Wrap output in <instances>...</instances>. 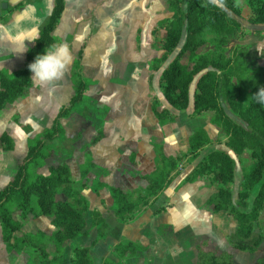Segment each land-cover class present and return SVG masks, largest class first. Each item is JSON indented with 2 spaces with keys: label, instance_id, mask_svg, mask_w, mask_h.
Instances as JSON below:
<instances>
[{
  "label": "trees",
  "instance_id": "16d2710c",
  "mask_svg": "<svg viewBox=\"0 0 264 264\" xmlns=\"http://www.w3.org/2000/svg\"><path fill=\"white\" fill-rule=\"evenodd\" d=\"M36 1L42 0H21L13 8ZM240 1L227 0V11H222L208 4L207 0H167L171 15L159 20L153 30L154 33L159 30L164 32L160 40L162 54L154 58L151 65L153 71H160L159 82L166 104L155 97L151 110L161 125L174 123L176 111L192 108L193 116L212 111L210 123L219 129V138L226 148L206 151L216 140L205 129H199L189 136L186 151L171 154L166 153L163 146L154 145L157 148L156 166L151 172L139 174L132 171L130 174L127 171L129 176L140 178L139 191L124 184L99 181L96 188L93 187L95 193H99L98 188L107 189L112 199L111 210L121 224L137 221L181 174L180 168L198 160L184 183L209 178L216 190L205 207L214 213L225 211L236 221V230L231 237L233 248L251 252L259 249L263 233L256 231V226H260L264 211V105L255 102L251 96L264 87V68L252 67L247 62L250 45H231L232 41L244 39L248 34L239 19L242 13ZM242 1L250 9L249 24L264 25V0ZM13 8L3 11L0 20L7 21ZM65 8L66 0H54L51 13L40 25L21 68H0V115L26 95L33 85L28 65L38 54L44 53L47 45L59 43L55 30ZM205 45L211 48L200 52ZM83 56L84 46L72 65L73 93L69 101L62 105L51 124L29 141L26 154L19 160L14 175L0 187L1 240L9 252L33 246L38 251L37 264H61L64 244L80 235H90L93 229L96 235L91 245L74 247L70 261L71 264H95L92 250L108 235L109 224L100 209H93L88 218L91 202L76 187L70 164L63 162L47 166L46 162L57 151L54 146L57 138L70 145L68 151L73 155L76 149L83 146L81 129L86 126H81L84 125L82 118L74 116L73 112L76 105L84 101L89 88V80L83 73ZM186 56L188 61L184 62ZM71 115L79 124L75 134H69L63 124ZM103 138V133H100L92 143ZM50 142L52 144L45 151ZM0 144L6 151L15 149L16 141L9 130L0 134ZM90 146L85 145L87 153L80 158V177L84 180L96 165ZM240 157L246 158L251 165L243 172L235 200L231 185L235 181L236 158ZM131 163L132 167L137 166L135 156L131 158ZM127 167L131 168L124 165L123 169ZM15 196L18 198L16 208L11 209L7 204ZM165 210L163 204L155 213ZM40 216L52 218L51 241L56 246L53 255L45 244L36 245L32 231L24 230L30 218ZM195 248V264H236L232 251L209 247L208 240L204 238L197 239ZM150 251V245L134 240L118 242L112 247L118 260L104 257L102 264H126L125 259Z\"/></svg>",
  "mask_w": 264,
  "mask_h": 264
},
{
  "label": "rangeland",
  "instance_id": "374dc122",
  "mask_svg": "<svg viewBox=\"0 0 264 264\" xmlns=\"http://www.w3.org/2000/svg\"><path fill=\"white\" fill-rule=\"evenodd\" d=\"M146 2L147 4L151 3V0H146ZM240 2L242 3V13L239 19L246 26L248 34L244 39L232 41L231 45L233 46L239 43L250 45V52L247 57V62L252 67L264 68V56L260 55V53L256 49L258 46L264 47V25H250L247 20L250 14V9L247 6L246 2H243L242 0ZM39 3L40 2L36 1L30 4L38 6ZM28 5L18 6L15 8H13L15 6L13 5L11 7L13 9L7 16V20L13 19L19 14L20 16H23L25 10L27 11L28 16L31 15L34 9L33 7H27ZM36 8L37 12H42V9L38 7ZM152 8H154V10L157 12L159 20H161V18L163 17L165 18V16H167V13L170 12L168 9L167 0H160V2L156 3ZM146 17L147 16L145 15V19ZM148 23H151V21H148ZM144 27L145 25L142 28ZM154 28L155 25L149 30L148 34L151 38L152 49L144 50L147 51V53L145 54L147 56L150 55L151 57H153L154 55L160 56L162 54V51L160 50V40L164 35V32L162 30L154 33ZM145 30L147 31V28H145ZM210 48V45H205L201 47L200 52H206ZM16 55H18V51ZM152 59L151 63H149L150 68L152 65ZM187 61L188 58L186 56L184 62ZM18 62H16L14 66H17ZM85 77L87 76L85 75ZM87 79L89 80V88L87 91L89 92V90L92 88V93H90V95L92 96L95 92H97V90H95L93 86L95 82L94 80L92 81L89 77H87ZM144 80L146 81V86L144 89H142V94H138L139 96L136 102L137 105L128 106L129 111L126 114L127 120L125 121L129 125H133L134 128L137 127L135 128L134 132L136 133L137 131V135L136 138L133 139V143L132 135L134 133L128 135V140L130 143L126 146L129 147L128 152H126L125 156L128 157V159L126 160L127 162H123V159L121 158L120 162L123 163H119V165H121L117 169L118 172L116 170L106 169V174L114 172L113 178L111 179L110 183L124 184L129 187V189L132 188L136 191H139L141 189L139 188V185H141L140 178L135 177L138 178L136 182H131V176L128 175V172H130V174H132V171H135L136 173L139 172V174L144 172H151L156 166V145L163 146L166 153L176 154L179 152H183L186 151L189 147V136L196 130L205 129L210 136L212 133V135L214 136V140H216L215 144L209 146L206 151L215 149L216 147L225 148L223 140L219 138V134L217 133V131H215V129L213 131V126L215 125L210 123V115H213L212 111H207L199 116H193V114L191 113L192 108H188L182 111H176V121L174 123H168L164 126L161 125L157 119L154 123L146 119L147 107L155 97L160 98L164 102V104L166 103L162 96L161 86L159 82L160 71L145 73ZM61 81L62 79L54 81L45 87H37L33 83L34 87L32 89L31 87L33 85L30 87L31 90L29 89L30 91L17 101L14 109L10 111L11 114L9 115V117L5 118L4 123H9L10 120L11 122L15 121L18 124H15L14 129L18 145V150H16V153H19L21 151L20 149L23 148V140H25L24 137L26 133L23 132L22 122H26L29 119L30 111L34 107H38V105H41L46 109L47 112L51 114L52 112H55V110L59 108L61 104L67 101L69 89L65 88L64 85H61ZM100 93H103L100 97L101 100L109 98V94L107 92ZM61 97H63L64 99H61ZM89 98L90 97H88V95L86 97L85 94L84 101L77 104L73 109L74 116L79 115L80 118H82L81 121L84 125L81 126H86L84 129H81V131H83L82 141L84 147L82 146V148L79 149V151L81 152L79 153L80 157L85 156L87 153L85 145H92L93 138L95 136H99L100 133H103L105 139H119V135L122 134L121 137L122 139H124V142L125 132L127 134L124 125H122L120 131V121L114 120L115 117L121 115V112L119 110L123 109L124 106H113V108L109 105L97 106L94 103H90L91 98ZM140 107L142 108V110H140L138 113L133 111L135 109H139ZM123 114L124 113L122 112V115ZM137 116L139 119L144 118L142 123L138 120V122H136ZM68 118L71 119L74 124H78L77 121H74L72 115ZM123 119L125 118L123 117ZM108 124L110 126L107 128ZM4 125L5 124L0 122V127ZM69 128H71V126H69ZM159 128L161 132L159 131L158 138H154L152 141H150L151 138L150 136H148L149 130L155 131ZM1 129L2 128H0V130ZM31 129H35L34 126H31ZM155 135L157 136V134ZM104 138L102 139V142ZM51 142L44 148L45 151H48V147L52 144ZM54 144L57 151L54 153V155H52V157L48 158L50 163L60 164L66 162L69 164L67 160L73 158V152L68 151L70 149V145L65 144L64 140L60 138H57L54 141ZM121 146L123 145H120V148ZM94 150L96 151L98 160H102L103 157H105L106 159H111L115 155L111 150V147L108 145H96L94 147ZM109 150H111V152L107 153ZM16 153L12 152L9 153V155L15 154V156L19 160L22 155ZM7 156L8 155H6L4 159H1L0 155L1 172L4 176H7V173L5 171H7L9 167H11V163L8 160L11 157L9 158ZM133 156L136 157V167L131 166V158ZM197 161L198 160H196L192 165L185 166L183 168L181 167V174L174 179V181L171 185L168 186V188L163 191L160 199L155 202L154 206H152L151 209L145 211L137 221H135L134 223H130V226H128L127 224L123 225L117 221L113 211L111 210L112 199L110 198V194L107 192L106 188H98V195L94 193L96 191L93 189V187L96 188V186L99 184L98 182L100 181V179L94 180V185H90L87 179L84 180L78 175L80 173L77 172V169L75 167L76 161L71 160V163L75 165L73 178L75 180L76 187L79 188L91 202V210L88 213V218L90 219L92 210L98 208L103 212V215L109 224L107 237L109 236L110 232L112 234L110 240L113 241L115 239L117 242L134 240L138 243H142L143 240L144 244L150 245L152 247V252L150 251L147 253V256L144 259V264H155V262L157 264H195V247L197 244V239L199 240L200 238L208 240L209 247L212 246L218 248V250L220 251H232L236 264H261V262L264 261V211L261 214L260 226H256V231H260L263 233L262 242L259 246V250H261L251 252L249 250H238L236 248L234 249L231 237L235 233L236 221L225 211L214 213L210 208L205 207L208 198L216 190V186L210 183L211 181L209 178H204L194 183H184L185 177L191 172ZM79 162L80 159L78 160V163ZM236 162L237 167L235 172V181L231 185L235 198L237 196L239 184L241 185L242 182L243 172L251 165V162L242 157H240L239 159L236 158ZM124 165H128L131 168L127 167L123 169ZM150 165H152L153 168L152 166L150 168ZM14 173L15 172H13L12 176L14 175ZM83 183L86 184V186H84ZM17 199V196L13 197L12 200L8 202V207L11 209L16 208L15 203H17L18 201ZM163 204L166 208L163 213L156 214L153 212ZM29 223L30 221H28V224L26 225V230L33 232V235L36 239V245L39 246L45 244V247L49 250L51 255H53L56 246L51 241L53 231V229L50 228L51 223L48 228H46V225H38L39 222L35 226L29 227ZM94 231L95 230L93 229L91 235H80L76 239L66 242L63 246V256L60 260V263L70 264V250L74 246H90L94 238ZM41 232H44L43 235H41ZM140 238H142V240H140ZM107 242H110L109 239L108 241H106V243ZM95 247L97 248L95 250L96 256H93L99 262L103 255L104 249H106L107 247L103 243H98ZM166 249L169 253L166 251ZM155 250L156 252H158L156 253V258H154ZM12 252L21 256L20 263L22 261L23 264H37L38 251L35 250V248L31 245L25 246L24 250L22 251ZM169 254H171V260L174 263L170 260ZM142 256L143 255L139 253L136 257L127 258L126 262L128 261L129 264H139L140 262H142ZM112 257L116 259L113 255ZM166 259L168 260L165 262Z\"/></svg>",
  "mask_w": 264,
  "mask_h": 264
},
{
  "label": "crops",
  "instance_id": "0c3cea01",
  "mask_svg": "<svg viewBox=\"0 0 264 264\" xmlns=\"http://www.w3.org/2000/svg\"><path fill=\"white\" fill-rule=\"evenodd\" d=\"M2 1L7 2L9 4L8 8H11L13 5H16L21 0H2ZM158 2H160V0H151V3L148 4L146 0H138V1L137 0H66L65 12L63 14V17L61 19L58 28L55 30V34L59 39V43H66L69 46L71 53V63L69 64L68 69L61 81V85H64L65 88L69 89L68 99L63 104L69 101L73 93L71 69L78 51L82 46H84L83 73L87 77L91 78L92 81L94 80L95 84L93 86L94 89L97 90V92H95L91 96L90 95V93H92V88H91L89 92L88 91L86 92V97L88 95V97L91 98L90 103H94L97 106L109 105L112 108L113 106H124L123 109L119 110L121 112V115L115 117L114 120L120 121V125H119L120 131L122 125H124L125 130L127 131V134L125 132V142L124 139H122L121 137L122 134H121L119 135V139L104 138L103 142L101 140L100 142H97L90 146V150L92 152V156L96 164L95 167H93V169L89 172L87 176V181L90 185L94 184V180L96 179H100V182L112 184L110 183V181L113 178L114 172L106 174V169L117 171V169L120 167V165L123 162H127L126 160L128 159V157L125 156H126V152H128L129 147L126 146L130 143L128 140V135L134 133L135 128H137V127L134 128L133 125H129L125 121L127 120L126 114L129 111L128 106L137 105L136 102L138 100V96H139L138 94H142V89H144L146 86V81L144 80V74L150 72H158V71H153L150 68L149 63H151L152 58L154 59L156 57H159V55H154L153 57H151L150 55L147 56L145 54L147 53V51H144V50L152 49L151 38L148 34H149V30L154 25L156 26L157 22L159 21L157 12L154 10V8H152ZM53 4H54V0H42L38 6L33 4H29L27 6V7H33L34 9V11H32L31 15L29 16L27 15V11L25 10L23 16H20L19 14L15 18L7 21L0 20V68H9L10 70H16L23 66L26 52L29 46L31 45V43L33 42L34 38L37 36L40 25L46 19V17L51 13ZM36 7L42 9V12H37ZM10 13L11 12H9V14ZM145 15L147 16L146 19H145ZM170 15L171 13L168 12L167 16L165 17H168ZM147 20L151 21V23H148ZM142 25L143 26L145 25V27L142 28L143 27ZM145 28H147V31L145 30ZM20 50H25V51L21 52ZM17 51H18V55H16ZM16 62H18V65L14 66ZM33 87L34 85L31 87V89ZM100 92H107L109 94V98H105V100H101L100 97L102 96L103 93ZM61 99L64 98L61 97ZM17 101L13 105L5 109L0 115V122L5 124L4 126L0 127L2 128L0 130V134L4 130H9L10 133L15 138V141L17 140V138L15 137L14 129H15V124L16 125L18 124L15 121L11 122L10 120L9 123L7 122L4 123V120L6 117H9V115L11 114L10 111L14 109V106L17 104ZM63 104H61L60 107L57 108L55 112H52L51 114L47 112L46 109L41 105H38V107H34L30 111L29 119L26 122L24 121L22 122L23 132L26 133V135L24 137L25 140H23V148L20 149L21 151L19 153H16V150H18L17 141H16V147L12 151L4 150L0 144L1 159H4L6 155H8L7 157L9 158L11 157L10 159H8L9 162L11 163L10 164L11 167H9L7 171H5L7 173V176H4L2 174L1 166H0V186H4L9 182L13 172H15L17 168L19 160L22 158L21 157L18 160L15 154L9 155V153L13 152L16 154H21L22 156L25 155L29 141L37 137L41 132H43L46 126H49L51 124L52 119L58 113V111L60 110ZM140 110H142L141 107L133 111L138 113ZM122 112L124 113L123 115ZM123 117L125 119H123ZM211 117L212 115H210V119ZM146 119H148L150 122L153 123L156 121V117L151 110V102L147 107ZM137 120L142 123L144 118L139 119L137 116L136 122H138ZM63 124L66 127L67 132L69 134H75L79 128L77 124H74L71 121V119L64 120ZM31 126H34L35 129H31ZM69 126H71V128H69ZM109 126L110 125L108 124L107 128ZM213 127H214L213 131L215 129V131H217V133L219 134V129L216 126ZM159 131L160 128L155 131L149 130L148 136H150L151 138L150 141H152L154 138H158ZM155 134H157V136ZM136 135H137V131L132 135L133 137L132 143H133V139L136 138ZM211 137L214 139L212 133H211ZM96 145L110 146L111 150L115 154L114 157H112L111 159H106L105 157H103L102 160H98L96 156V151L94 150V147ZM120 145H123L121 146L122 149L120 148ZM79 146H81L80 142H79ZM224 147L226 148L225 145ZM111 150H109L107 153L111 152ZM79 153L81 152L76 149L73 158L67 160L71 166L73 175H74L75 165L77 172L80 173L79 163L81 164V161L78 163V160L81 157L79 156ZM121 158L123 159V162H120ZM71 160L76 161V164L73 165V163H71ZM119 163L121 164L119 165ZM48 165H52L49 159L47 160V166ZM151 166L152 165H150L149 167L151 168ZM44 171H46V168L44 169ZM78 175L80 176V174ZM130 179L131 182L135 183L138 178L131 177ZM239 187H238V191L240 189ZM95 194L98 195L99 193H95ZM234 199L236 200L237 196L235 198L234 195ZM153 212L155 213V211ZM51 220H52L51 217H46V216L33 217L30 218L29 227H33L39 222L38 225L40 224H42L43 226L46 225V228H48V226L51 223ZM127 225L130 226V224ZM26 228L27 227L25 226L24 230H26ZM111 235L112 234L109 232V236H108L109 238L107 237L106 239L101 240L99 242V244L101 243L105 244L107 250L104 249L103 255L99 262L95 259V264L97 263L102 264L104 257L113 258L112 255L116 258V259L113 258L114 260H118L116 255L112 252V247L118 242L115 239L113 241L110 240V237H112ZM93 236H95V231L93 232ZM108 239L110 242L106 243ZM140 240H142V238H140ZM142 243L143 245L148 246L144 244L143 240ZM73 248H71L70 250L71 251V254L69 255L70 259ZM96 249L97 248L95 247L92 250L94 256H96L95 253ZM260 250L258 249L257 251ZM166 251L168 252L167 249ZM139 253L143 255L142 262H140L139 264H144V259L147 256V253H143V252H139ZM156 253L158 252H156L155 250L154 258H156ZM138 254L136 256H138ZM169 255L171 260V254ZM20 260H21L20 255H17L14 252L7 251L5 245L1 240V228H0V264H23L22 261L20 263ZM126 260L127 259H125V262ZM167 260L168 259H166L165 262ZM126 264H129V262L127 261ZM155 264L157 263L155 262Z\"/></svg>",
  "mask_w": 264,
  "mask_h": 264
},
{
  "label": "clouds",
  "instance_id": "9594fccd",
  "mask_svg": "<svg viewBox=\"0 0 264 264\" xmlns=\"http://www.w3.org/2000/svg\"><path fill=\"white\" fill-rule=\"evenodd\" d=\"M207 2L222 11H227V0H207ZM256 49L260 55L264 56V47L258 46ZM70 63L71 53L66 43L47 45L44 53L38 54L35 60L28 65L32 73L30 78L37 87H45L62 79ZM251 98H254L255 102L264 105V87H261Z\"/></svg>",
  "mask_w": 264,
  "mask_h": 264
},
{
  "label": "water",
  "instance_id": "95a60500",
  "mask_svg": "<svg viewBox=\"0 0 264 264\" xmlns=\"http://www.w3.org/2000/svg\"><path fill=\"white\" fill-rule=\"evenodd\" d=\"M8 6H9V4L7 2H4V1L0 0V15L2 14V11L4 9L8 8Z\"/></svg>",
  "mask_w": 264,
  "mask_h": 264
}]
</instances>
